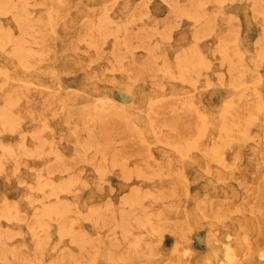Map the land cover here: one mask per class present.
Returning <instances> with one entry per match:
<instances>
[{"label":"rangeland","instance_id":"rangeland-1","mask_svg":"<svg viewBox=\"0 0 264 264\" xmlns=\"http://www.w3.org/2000/svg\"><path fill=\"white\" fill-rule=\"evenodd\" d=\"M12 1L0 0V42L3 41L0 45H3L0 48V111L6 108L9 113L7 116L4 110L0 112V119L4 116V121L0 120V141L6 145L0 144V155L4 154L0 157V167L3 165L0 168V257L3 255L0 264H264V0H220L221 3H217L218 0H210L212 3L209 0H170L175 1L174 4L169 0H35L36 3L24 0L25 4ZM7 2L15 6L23 4L24 10L19 12L22 6L10 4L9 7ZM176 2L178 7L184 6L187 13L194 8L201 17L206 15L196 21L200 15H195L194 9L190 14L195 17H187L181 7L178 11L186 16L176 10L177 13V5L173 6ZM184 2L194 5L186 6ZM6 8L11 9L10 12ZM18 15L23 23L27 16L28 21L32 18L38 22H33L32 28L29 26L32 23L26 22L29 29L25 31L26 25H20ZM229 18H233V25ZM173 19L176 20L172 22ZM170 23H177V27ZM201 24L208 27L202 28ZM228 24L233 26L231 32L225 31L231 26ZM12 30L13 35L24 33L21 36L25 40L19 34L18 37L10 35ZM107 31L111 34L105 36ZM224 32L229 33L226 39ZM129 33L140 39H131ZM125 36L132 44L138 43L146 50L132 46L129 40L128 46ZM20 38L27 42L21 43ZM220 40L227 41V46ZM20 43L23 46L20 45L22 48L18 51ZM116 45L118 51L117 47L114 50ZM125 45L127 49L132 46V52H128ZM11 50L16 51L9 53ZM113 52L119 57L116 55L114 59ZM120 52L126 53L123 56ZM183 54L180 58L186 63H180L187 65L186 70L180 63L176 66L177 61L182 60L178 57ZM195 54H200L199 59ZM204 57V61L201 60ZM199 61L202 64L198 66ZM234 61L240 71L235 74L241 75L237 79V75L232 76L233 71H237L233 69ZM138 62L142 63L138 65ZM189 67L196 72H191ZM233 81L240 83L236 86ZM231 103L236 110L230 107ZM231 113H236L233 117L237 119H232L233 122ZM167 120L172 124L162 123ZM188 122L186 130L183 124ZM228 134L233 138L227 137ZM83 142L95 145L92 143L93 147H89L87 143V148ZM26 145L32 146L30 152ZM111 147L117 148L112 150ZM113 151L118 153L119 158L115 156L118 160L126 159L125 153H129L130 158L117 162ZM101 158L105 165L100 162ZM99 164L106 169H100ZM122 167L131 174L124 173ZM135 170H139L137 175ZM142 172H146V176ZM134 187L137 188L133 190ZM30 196L37 199L32 200ZM120 208L123 213L129 209L127 220L126 214L119 212ZM138 212L141 217L134 216ZM123 221L127 222L123 224ZM124 228L130 232L126 233L128 230ZM5 230L13 233L11 239Z\"/></svg>","mask_w":264,"mask_h":264},{"label":"bare ground","instance_id":"bare-ground-1","mask_svg":"<svg viewBox=\"0 0 264 264\" xmlns=\"http://www.w3.org/2000/svg\"><path fill=\"white\" fill-rule=\"evenodd\" d=\"M9 1H10V0H9ZM11 1H12V0H11ZM14 1H15V0H14ZM14 1H12V2H14ZM19 1H20L21 3H23L24 0H22V1L19 0ZM34 1H35V0H34ZM60 1H61V0H60ZM60 1H58V3H60ZM148 1H149V0H148ZM169 1H170V0H169ZM188 1H189V0H188ZM197 1H199V0H197ZM200 1H201V0H200ZM203 1H205V0H203ZM203 1H202V2H203ZM214 1H215V0H214ZM219 1H220V0H218L217 3H219ZM221 1H222V0H221ZM221 1H220V3H221ZM223 1H225V0H223ZM245 1H246V0H245ZM12 2L10 3L11 5H13ZM25 2H26V0H25ZM25 2H24L23 4H25ZM63 2H64V1H63ZM103 2H104V1H103ZM105 2H106V1H105ZM113 2H114V1H113ZM113 2H112V3H113ZM170 2H173V1H170ZM174 2H175V1H174ZM174 2H173V4H174ZM190 2H191V1H190ZM229 2H230V1H229ZM231 2H232V1H231ZM231 2H230V3H231ZM0 3H1V2H0ZM7 3H8V2H7ZM26 3H28V0H27ZM32 3H33V2H32ZM35 3H36V1H35ZM35 3H34V5H36ZM42 3H43V2H42ZM42 3H41V4H42ZM112 3H111V4H112ZM115 3H116V2H115ZM115 3H113V5H114ZM144 3H146V2H144ZM144 3H142V4L144 5ZM188 3H189V2H188ZM188 3L186 4V3L184 2V4H186V6L188 5ZM192 3H193V2H192ZM198 3H199V2H198ZM209 3H212V2L209 0ZM255 3L257 4V1H255ZM255 3H254V4H255ZM8 4H9V3H8ZM10 4H9V7L11 6ZM14 4H16V3H14ZM18 4H19V3H18ZM23 4H21V6H22ZM39 4H40V2H39ZM103 4H104V3H103ZM111 4H110V5H111ZM146 4H147V3H146ZM173 4H171V5H173ZM178 4H179V3H178ZM203 4H204V3H203ZM203 4H202V5H203ZM256 4L254 5L255 8H256ZM258 4H259V3H258ZM5 5H6V4H5ZM19 5H20V4H19ZM19 5H16V6H19ZM43 5H44V4H43ZM108 5H109V3H108ZM110 5H109V6H110ZM147 5H148V4H147ZM147 5H146V6H147ZM176 5H177V2H176L175 5H173V6L176 7ZM193 5H194V4H193ZM193 5H191V3H190V5H188V6H193ZM199 5H201V4H199ZM13 6H15V5H13ZM13 6H12L11 9H13ZM16 6H15V7H16ZM21 6H19V7H21ZM23 6H25V5H23ZM23 6H22L21 9L19 8L20 10H19V9H16V10H19V12H20V11L24 8ZM27 6H30V3L27 4ZM32 6H33V5H32ZM36 6H40V5H36ZM36 6H35V7H36ZM84 6H85V5H84ZM111 6H112V5H111ZM195 6H197V5L195 4ZM195 6H194V7H195ZM1 7H3V6H1ZM15 7H14V8H15ZM92 7H93V6H92ZM105 7H107V5H106ZM179 7H181L182 9L185 8L184 6H183V7H184V8H183L182 5H180ZM179 7H178V5H177V7H176L177 9H175V12H177L179 9H181V8H179ZM17 8H18V7H17ZM25 8H26V7H25ZM87 8H88V5H87ZM110 8H111V7H110ZM188 8H189V7H188ZM190 8H191V7H190ZM257 8H259L258 5H257ZM3 9H4V8H3ZM6 9H7V8H6ZM11 9H10V10H11ZM88 9H90V7H89ZM91 9H92V8H91ZM105 9H106V8H105ZM105 9H104V10H105ZM107 9H108V8H107ZM107 9H106V10H107ZM182 9H181V10H182ZM186 9H187V7H186ZM193 9H194V8H191L192 11L195 10V11H194V12H196L195 15L199 16V15H200L199 12H197L196 9H194V10H193ZM201 9H202V8H201ZM1 10H2V9L0 8V12H1ZM7 10H9V9H7ZM10 10H9V12H10ZM23 10H24V9H23ZM148 10H149V8H148ZM176 10H177V11H176ZM191 10L189 11V9H188L189 13H187V11L184 9V11H186V14H188L187 17L193 13ZM257 10H258V9H257ZM261 10H263V9H261ZM92 11H93V9H92ZM6 12H7V11H6ZM16 12H18V11H15V13H16ZM41 12H42V11H41ZM178 12H179V11H178ZM178 12H177V13H178ZM190 12H191V14H190ZM13 13H14V12H12V15H14ZM21 13H22V12H21ZM21 13H19V14H21ZM39 13H40V12H39ZM55 13H56V12H55ZM143 13H145V12H143ZM143 13H142V14H143ZM179 13H180V12H179ZM182 13H184V12L182 11L180 14H182ZM197 13H198V14H197ZM203 13H205V12H203ZM203 13H201V14L203 15ZM209 13H210V12H209ZM254 13H255V12H254ZM263 13H264V11H263ZM16 14H17V13H16ZM24 14L27 15L26 12H25ZM24 14H23V15H24ZM30 14L32 15L33 13H30ZM40 14H41V13H40ZM142 14L140 13V16H141ZM145 14H147V13H145ZM172 14H173V13H172ZM180 14H179V15H180ZM214 14H215V12H214ZM3 15H5V14H3ZM23 15H22V17L24 18L25 15H24V16H23ZM37 15H38V14H37ZM104 15H105V14H104ZM182 15H183V14H182ZM184 15H185V13H184ZM195 15L193 14V15H191V16H192V17H193V16L195 17ZM205 15H206V14H205ZM205 15H204L203 17H201V15H200V17H197V18H196V21H199L198 18H204ZM210 15H211V14H210ZM18 16H19V15H18ZM63 16H64V15H63ZM102 16H103V15H102ZM127 16H128V15H127ZM143 16H145V15L143 14ZM175 16H176V15H175ZM185 16H186V15H185ZM255 16H257V15H255ZM12 17H13V16H12ZM37 17H38V16H37ZM37 17H36V18H37ZM39 17H41V16L39 15ZM50 17H51V16H50ZM100 17H101V16H100ZM106 17H107V16H106ZM117 17H118V16H117ZM137 17H139V16L137 15ZM176 17H180V16H176ZM176 17L173 16V18H176ZM192 17H189L188 19H191ZM13 18H15V20H16L17 15H16V17H13ZM19 18H20V16L18 17V20H19ZM209 18H210V17H209ZM20 19H21V18H20ZM27 19H28V16H27V18H26V22H27L28 24H29V22L32 23V24H29V26H30V25H33V22H34V23H35V22H38L37 19H36L37 21H32V20H33L32 18H31L32 20L29 19V21H28ZM39 19H40V18H39ZM229 19H231L230 21L228 20V21L231 23V21L233 20V18H229ZM34 20H35V19H34ZM42 20H43V19H42ZM101 20H102V18H101ZM107 20H108V19H107ZM118 20H119V19H118ZM123 20H124V19H123ZM129 20H131V19H129ZM175 20H176V19H175ZM175 20L173 19L172 22H174ZM178 20H179V18H178ZM207 20H208V19H207ZM24 21H25V18H24ZM43 21H44V20H43ZM43 21L41 22V19L39 20L40 23H43ZM203 21H205V20L203 19ZM236 21H237V20H236ZM238 21H239V20H238ZM20 22H22V24H20V25H22V26L26 25V26L23 28V29L25 30V28L28 27V26H27L28 24H25L26 22L23 23V20H21V21L19 20V23H20ZM103 22H104V21H103ZM169 22H170V21H169ZM177 22H179V21H177ZM201 22H202V21H201ZM263 22H264V20H263ZM1 23H2V26H3V21H2ZM16 23H17V22H16ZM19 23H18V26H19ZM155 23H156V22H155ZM179 23H180V22H179ZM105 24H106V23H105ZM125 24H126V23H124V25H125ZM170 24L173 25V24H175V23H170ZM176 24H177V23H176ZM176 24H175V25H176ZM231 24H232V23H231ZM231 24H228V25H231ZM7 25H8V24H7ZM192 25H193V24H192ZM204 25H206V24H204ZM204 25H203V26H204ZM207 25H208V23H207ZM207 25H206V26H207ZM232 25H233V24H232ZM232 25H231V26H232ZM2 26H1V27H2ZM9 26H10V25H8V27H9ZM35 26H36V25H35ZM100 26H101V25H100ZM106 26H107V24L105 25V27H106ZM168 26H169V25H168ZM200 26H202V24H201ZM200 26H199V28H201ZM203 26H202V28H203ZM206 26L204 27V29H207L208 26H207V27H206ZM231 26H227V27H226L227 30H225V31L227 32L228 29H229V32H231V28H233V26H232V27H231ZM262 26H263V25H262ZM11 27H12V26H11ZM20 27H21V26H20ZM30 27L32 28L33 26H30ZM36 27H37V26H36ZM102 27H103V26H102ZM115 27H116V26H115ZM123 27H124V26H123ZM125 27H126V26H125ZM138 27H139V26H138ZM148 27H149V26H148ZM154 27H155V26H154ZM176 27H177V25H176ZM228 27H230V28H228ZM238 27H239V26H238ZM2 28L4 29V27H2ZM5 28H7V27L5 26ZM97 28H98V27H97ZM110 28H111V27H110ZM116 28H117V27H116ZM140 28H141V27H140ZM152 28H153V27H152ZM174 28H175V27H174ZM197 28H198V27H197ZM210 28H211V27L209 26V29H210ZM263 28H264V26H263ZM0 29H1V28H0ZM3 29H2V30H3ZM11 29H12V28H11ZM11 29H10V30H11ZM18 29H20V28L18 27ZM21 29H22V28H21ZM21 29H20V30H21ZM23 29H22V30H23ZM28 29H29V28H27L25 31H28ZM102 29H103V28H102ZM125 29H126V28H125ZM148 29H150V28H148ZM148 29H146V30H148ZM154 29H155V28H154ZM204 29H203V31H204ZM236 29H237V28H236ZM238 29H239V28H238ZM261 29H262V27H261ZM6 30L8 31L9 28H7ZM20 30H19V31H20ZM99 30H100V29H99ZM111 30H112V29H111ZM142 30H143V28H142ZM146 30H145V32H146ZM159 30H160V29H159ZM198 30H200V29H198ZM19 31H18V32H19ZM100 31H101V30H100ZM100 31H98V32H100ZM103 31H104V29H103ZM109 31H110V30H109ZM109 31H107L108 33L105 34V36H106V35L108 36V34L111 32V31H110V32H109ZM115 31H116V30H115ZM126 31H128V29H126ZM192 31H193V30H192ZM203 31H202V32H203ZM208 31H209V30H208ZM208 31H207V32H208ZM235 31H236V30H235ZM261 31H262V30H261ZM20 32H21V31H20ZM40 32H41V31H40ZM143 32H144V31H143ZM154 32H155V31H154ZM195 32H197V31H195ZM195 32H194V33H195ZM200 32H201V31H200ZM205 32H206V31H205ZM209 32H210V31H209ZM209 32H208V33H209ZM233 32H234V29H233ZM4 33H5V32H3V34H4ZM7 33H8V32H6V35L9 34V33H8V34H7ZM11 33H12V34H11ZM11 33H10V35H12V36L16 35V36L18 37V34H19V33H16V34L13 35V30L11 31ZM100 33L103 34L104 32H100ZM112 33H114V32H112ZM138 33H139V32H138ZM149 33H151V32H149ZM198 33H199V31H198ZM198 33H196V34H198ZM224 33H225V32H224ZM236 33H237V32H236ZM236 33H235V35H236ZM22 34H24V33H22ZM22 34H19V36H21ZM33 34H35V33H33ZM87 34H88V33H87ZM110 34H111V33H110ZM110 34H109V35H110ZM114 34H115V33H114ZM129 34H130V33H129ZM156 34H157V31H156ZM156 34H154V35H156ZM161 34H162V32H161ZM196 34H195V35H196ZM199 34H200V33H199ZM199 34H198V37H199V36L201 37V35H199ZM206 34H207V33H206ZM225 34H227V33H225ZM228 34H229V33H228ZM228 34L225 35V38H224V39L227 38ZM237 34H238V33H237ZM27 35H28V34H27ZM29 35H30V34H29ZM112 35H113V34H112ZM130 35H132V34H130ZM150 35H151V34H150ZM193 35H194V34H193ZM195 35H194V36H195ZM202 35L205 36V33L202 34ZM207 35H208V34H207ZM207 35H206V36H207ZM209 35H210V34H209ZM209 35H208V36H209ZM30 36H31V35H30ZM102 36H103V35H102ZM105 36H104V37H105ZM126 36L128 37V33L126 34ZM126 36H125V38L127 39V45H128V46H129V44L131 43V39L134 38V40H135L136 38H138V37H136V36L134 37V36L132 35V38L129 37V38H131V39L129 40ZM152 36H153V33H152ZM161 36H162V35H161ZM196 36H197V35H196ZM204 36H203V38H204ZM217 36H219V38H220V35H217ZM222 36H224V35H221V37H222ZM236 36H237V35H236ZM263 36H264V35H263ZM1 37H2V36H1ZM3 37H4V36H3ZM3 37H2V38H3ZM9 37H10V36H7V39H9V40L12 39V37H11V38H9ZM22 37H23V36H21V38H22ZM31 37H32V36H31ZM35 37H36V36H35ZM88 37H89V35H88ZM113 37H117V36H113ZM143 37H144V36H143ZM198 37H197V39H198ZM229 37H230V35H229ZM21 38H20V40H18V41H21ZM37 38H38V37H37ZM39 38H40V36H39ZM125 38H124V39H125ZM148 38H150V37H147V39H148ZM159 38H160V37H159ZM191 38H192V37H191ZM194 38H195V37H194ZM235 38H236V37H235ZM256 38H257V37H256ZM259 38H260V37H259ZM259 38H258V39H259ZM16 39H17V38H16ZM16 39H15V40H16ZM23 39L25 40L24 37H23ZM92 39H93V38H92ZM101 39H102V38H101ZM103 39H104V38H103ZM126 39H125V40H126ZM139 39H140V38H138V39H136V40H139ZM141 39H142V37H141ZM144 39H146V37H144ZM144 39H143V40H144ZM200 39H201V38H200ZM217 39H218V37H217ZM220 39H221V38H220ZM224 39H223V40H224ZM229 39H230V38H228V40H229ZM258 39H256V40H258ZM0 40H1V38H0ZM13 40H14V39H13ZM13 40H12V41H13ZM26 40H27V39H26ZM116 40L118 41V39H116ZM116 40H115V41H116ZM125 40H124V41H125ZM128 40H129L130 43L128 42ZM143 40H142V41H143ZM218 40H219V39H218ZM5 41H7L6 38H5ZM112 41H114V40H112ZM112 41H111V42H112ZM142 41H141V42H142ZM220 41H222V40H220ZM230 41H232V39H230ZM260 41H261V40H260ZM1 42H3V41H1ZM1 42H0V45H1ZM14 42H15V41H13V43H14ZM26 42H27V41H26ZM26 42H25V41H23V42L21 41V43H26ZM101 42H102V41H101ZM125 42H126V41H125ZM136 42H139V41H136ZM226 42H227V41H226ZM226 42H225V41H224V42L222 41V43H224V44H222V43H221V44L225 47V46H227V45L225 44ZM253 42H254V41H253ZM263 42H264V41H263ZM5 43H6V42H5ZM21 43H20V44H17V45H19V46L15 45V46L19 47L18 51H20V47H21L20 45H22ZM113 43H115V42H113ZM118 43H119V42H118ZM118 43L116 42V44H118ZM128 43H129V44H128ZM139 43H140V42H139ZM158 43H159V42H158ZM231 43H233V42H231ZM231 43H229V44H231ZM2 44H3V43H2ZM111 44H112V43H111ZM122 44H123V43H122ZM143 44H145L144 41H143ZM208 44H209V43H208ZM214 44H215V43H214ZM217 44H218V43H217ZM255 44H256V43H255ZM258 44H259V42H258ZM263 44H264V43H263ZM6 45H7V44H6ZM6 45H5V46H6ZM12 45H13V44H12ZM24 45H25V44H24ZM112 45H113V44H112ZM127 45H125V49H127V48H126ZM131 45L133 46V45H135V44H132V43H131ZM137 45H138V43H136L135 46H137ZM139 45H140V44H139ZM139 45H138V46H139ZM147 45H148V44H147ZM147 45H146V47H148ZM215 45H216V44H215ZM22 46H23V45H22ZM132 46H131V47H132ZM138 46H137V47H138ZM196 46H197V45H196ZM218 46H219V44H218ZM263 46H264V45H263ZM13 47H14V45H13ZM25 47H26V46H25ZM112 47H113V46H112ZM116 47H117V49H116ZM131 47H129V48L131 49ZM139 47H140V46H139ZM150 47H151V46H150ZM219 47H220V46H219ZM0 48H3V45H2V47L0 46ZM11 48H12V47H11ZM21 48H22V47H21ZM140 48H142V47H140ZM192 48H194V46H193ZM213 48H214V47H213ZM220 48H221V47H220ZM220 48H219V49H220ZM15 49H16V47H15ZM27 49H28V50H27ZM115 49H116L117 51L119 50V48H118L117 45L115 46L114 50H115ZM130 49H127V50H129L128 52H132ZM136 49H137V48H136ZM142 49H145V50H146V48H142ZM190 49H191V48H190ZM228 49H229V48H228ZM13 50H14V49H13ZM21 50H22V49H21ZM24 50H25V49H24ZM26 50L29 51V48L26 47ZM43 50H44V49H43ZM150 50H151V48H150ZM183 50H184V49H183ZM192 50H193V49H191L190 51H192ZM223 50H224V49H223ZM226 50H227V49H225L224 51H226ZM231 50H232V49H231ZM15 51H16V50H15ZM15 51H12V50H11V52H9V53H12V52L14 53ZM60 51H61V50H60ZM109 51H112V49L109 50ZM188 51H189V49H188ZM195 51H196V50H194V52H195ZM224 51H223V53L225 54ZM253 51H254V49H253ZM259 51H260V50H259ZM31 52H32V50H31ZM148 52H149V47H148ZM178 52H179V51H178ZM178 52H177V54H178ZM184 52H185V51H184ZM184 52H183V53H184ZM194 52H193V53H194ZM196 52L198 53L199 51H196ZM216 52H217V50H216ZM229 52H230V51H229ZM232 52H233V51H232ZM42 53H43V52H42ZM116 53H117V52H116ZM121 53H122V52H120V54H121ZM123 53H124V52H123ZM123 53H122V54H123ZM125 53H126V52H125ZM125 53H124V54H125ZM185 53H186V52H185ZM188 53H189V52H188ZM190 53H191V52H190ZM197 53H196V54H197ZM200 53H201V52H200ZM211 53H212V49H211ZM218 53H219V50H218ZM230 53H231V52H230ZM21 54H22V53H21ZM23 54H24V53H23ZM46 54H47V53H46ZM97 54H98V53H97ZM97 54H96V55H97ZM99 54H101V53L99 52ZM111 54L114 55L113 58L115 59L117 54L115 55V52H113V53H111ZM118 54H119V53H118ZM122 54H121V55H122ZM124 54H123V56H124ZM133 54H134V52H133ZM133 54H132V55H133ZM180 54H181V53H180ZM196 54H195V55H196ZM220 54H221V52H220ZM224 54H222V55H224ZM232 54H233V53H232ZM236 54H237V52H236ZM257 54H258V53H257ZM259 54H260V53H259ZM195 55H194V56H195ZM199 55H200V54H199ZM199 55H196V56H198V59H199ZM212 55H213V54H212ZM233 55H234V54H233ZM237 55H238V54H237ZM262 55H263V54H262ZM152 56H153V55H152ZM158 56H159V55H158ZM177 56H178V55H177ZM182 56H184V54L181 55V56H179L178 58H180V57H182ZM187 56L189 57L190 55L188 54ZM225 56H226V55H225ZM228 56H230V55H228ZM231 56H232V55H231ZM260 56H261V54L259 55V57H260ZM18 57L21 58V56H19V55H18ZM99 57H100V56H99ZM117 57H119V56L117 55ZM190 57H191V56H190ZM200 57L202 58V56H200ZM213 57H214V55H213ZM261 57H262V56H261ZM25 58H26V57H25ZM143 58H145V57H143ZM174 58H175V57H174ZM182 58H183V57H182ZM182 58H180V59H182ZM226 58H228V57H226ZM262 58H264V57H262ZM22 59H23V57H22ZM117 59H118V58H117ZM123 59H124V58H123ZM132 59H133V58H132ZM132 59H131V60H132ZM149 59H150V58H149ZM204 59H205V57H204L203 59H201V60L204 61ZM220 59H223V58H220ZM228 59H229V58H228ZM228 59H227V60H228ZM239 59H240V58H239ZM19 60H20V59H19ZM25 60H26V59H25ZM25 60H24V61H25ZM30 60H31V59H30ZM42 60H43V59H42ZM110 60H111V59H109L108 61H110ZM141 60H142V59H140V61H141ZM145 60H146V59H145ZM224 60H225V58H224ZM224 60H223V61H224ZM229 60H231V59H229ZM255 60H256V59H253V61H255ZM20 61H21V60H20ZM146 61H147V60H146ZM181 61H182V62L184 61V63H186L185 60L182 59V60H180V61H177L176 66H177V64L180 63ZM232 61H233V60H232ZM259 61H260V60H259ZM40 62H41V60H40ZM142 62H143V61H142ZM142 62H138V65H139V63H142ZM144 62H145V61H144ZM149 62H150V61H149ZM164 62H165V61H164ZM199 62H200V61H199ZM209 62H210V61H209ZM228 62H229V61H228ZM119 63H120V62H119ZM121 63H122V62H121ZM205 63H206V62H205ZM219 63H220V62H219ZM219 63H218V66H219ZM232 63H233V65H234V64L237 63V62L234 61V62H232ZM257 63H258V62H257ZM260 63H261V62H260ZM132 64H133V60H132ZM151 64H152V63H151ZM187 64H188V62H187ZM190 64H191V63H190ZM201 64H202V62H200V63L198 64V66L201 65ZM223 64H224V63H223ZM240 64H241V63H240ZM165 65H166V63H165ZM180 65L182 66L183 64L180 63L179 66H180ZM185 65H186V64H184L183 67H184ZM192 65H193V64H192ZM228 65H229V64H228ZM255 65H256V61H255ZM258 65H259V63H258ZM258 65H257V66H258ZM112 66H113V65H112ZM117 66H118V65H117ZM162 66H163V65H162ZM181 66H180V67H181ZM186 66H187V65H186ZM186 66H185V68H184L185 70H186ZM190 66H191V65H190ZM198 66H196V67L198 68ZM230 66H231V65H230ZM230 66H229V67H230ZM234 66H236V65H234ZM239 66H240V65H239ZM114 67H115V66H114ZM157 67H159V66H157ZM163 67H165V66H163ZM180 67H179V68H180ZM196 67H192V69H193V68H196ZM244 67H246V66L244 65ZM166 68L168 69V65H167ZM177 68H178V67H177ZM190 68H191V67H189V69H190ZM197 68H196V69H197ZM204 68H205V67H204ZM230 68L232 69L233 67H230ZM236 68H238V67L236 66V67H234L233 69L235 70ZM246 68H247V67H246ZM108 69H109V67H108ZM119 69H120V68H119ZM161 69H162V68H161ZM170 69H171V68H170ZM233 69H232V71H233ZM243 69H244V68H243ZM110 70H111V69H110ZM113 70H114V69H113ZM162 70H166V69H162ZM176 70H177V69H176ZM176 70H174V71H176ZM198 70H199V68H198ZM198 70H197V73L199 74ZM236 70H237V71H233L234 73L231 72V71H230V72L233 73L232 76H233V75H235V76L237 75V77H236V79H237V78H238L239 76H241V75L238 76V74H235V73H237V72H238V73L240 72V71H238V69H236ZM260 70H261V69H260ZM133 71H134V72L136 71L135 68H134ZM137 71H138V70H137ZM167 71H168V70H167ZM178 71H179V73H180L181 70H178ZM178 71H177V73H178ZM190 71H191V69H190ZM192 71H193V70H192ZM192 71H191V72H192ZM220 71H221V70H220ZM244 71H246V69H245ZM244 71H243V72H244ZM247 71H248V70H247ZM131 72H132V71H131ZM162 72H163V71H162ZM182 72H183V70H182ZM182 72H181V73H182ZM193 72H194V71H193ZM195 72H196V71H195ZM195 72H194V73H195ZM227 72H228V70H227ZM230 72H229V74H230ZM168 73H169V72H168ZM177 73H176V74H177ZM186 73H187V72H186ZM188 73H189V72H188ZM241 73H242V71H241ZM241 73H240V74H241ZM244 73H245V72H244ZM252 73L254 74V72H252ZM213 74H214V72H213ZM257 74H258V73H257ZM259 74H260V73H259ZM133 75H134V74H133ZM170 75H172V73H171ZM173 75H174V73H173ZM173 75H172V78H173ZM203 75H204V74H203ZM206 75H207V74H206ZM217 75H218V77H217V81H218V79H219V74H217ZM217 75H216V76H217ZM178 76H180V74H179ZM178 76H177V77H178ZM183 76H184V73H183ZM183 76H180V78L183 77ZM196 76H197V75H196ZM204 76H205V75H204ZM220 76H221V74H220ZM229 76H230V75H229ZM229 76H228V77H229ZM232 76H230V77H231V80H232V78L234 79V77H232ZM207 77H208V76H207ZM253 77H257V75H256V76L253 75ZM110 78H111V77H110ZM174 78H175V77H174ZM174 78H173V79H174ZM220 78H221V77H220ZM113 79H114V78H113ZM168 79H170V77H169ZM178 79H179V78H178ZM227 79H228V78H227ZM236 79H235V80H236ZM182 80H183V79H182ZM205 80H206V79H205ZM228 80H229V79H228ZM210 81H211V80H210ZM219 81H220V79H219ZM160 82H161V81H160ZM189 82H190V81H189ZM222 82H223V79H222ZM228 82H229V81H227V84H228ZM231 82H232V81H231ZM233 82H234V84H235V81H233ZM158 83H159V82H158ZM161 83H162V82H161ZM204 83H205V81H204ZM229 83H230V82H229ZM239 83H240V81H239ZM239 83L237 82V84H235V85L237 86V85H239ZM162 84H163V83H162ZM206 84H207V83H206ZM206 84H205V86H207ZM231 84H232V83H231ZM231 84H230V85H231ZM234 84H233V85H234ZM155 85H156V87H157V85H158L157 82H156ZM191 85H192V84H191ZM209 85H210V84H209ZM209 85H208V86H209ZM221 85H222V84H221ZM235 85H234V86H235ZM161 86H162V85H161ZM164 86H165V85H164ZM227 86H229V85H227ZM248 86H250V85H248ZM193 87H195V86H193ZM0 88H2V87H0ZM159 88H161V87H159ZM193 89H194V88H193ZM247 91H248V90H247ZM246 93H247V92H246ZM244 94H245V93H244ZM248 94H249V93H248ZM248 94H247V95H248ZM250 94H251V92H250ZM242 95H243V94H242ZM245 95H246V94H245ZM251 96H252V95H251ZM243 97H244V96H243ZM8 99H9V98H8ZM178 99H179V98H178ZM233 99H234V98H233ZM10 100H11V99H10ZM17 100H18V99H17ZM236 100H237V99H236ZM241 100H243V99H241ZM5 101H7V99H6ZM14 101H15V100H14ZM243 101H244V100H243ZM243 101H242V102H243ZM245 101H246V100H245ZM249 101H250V100H249ZM8 102H9V101H8ZM11 102H12V100L9 102V104H10ZM17 102H18V101H16V103H17ZM104 102H105V101H104ZM94 103H95V102H94ZM94 103H93V105H95ZM100 103H101V102H100ZM198 103H199V102H198ZM243 103H244V102H243ZM243 103H242V104H243ZM14 104H15V102H14ZM61 105H62V104H61ZM229 105H230V104H229ZM102 106H103V105H102ZM172 106H174V103H173ZM172 106H171V107H172ZM232 106H233V105H232V103H231V106H230V107H231V108H234V107H232ZM240 106H241V104H240ZM243 106H244V105H243ZM168 107H169V105H168ZM95 108H96V106H95ZM100 108H101V107H100ZM174 108H175V107H174ZM250 108H251V106H250ZM96 109H97V108H96ZM102 109H103V108H102ZM172 109H173V107H172ZM234 109H235V108H234ZM1 110H2V111H0V112H3V110H4V113H7V112H8V110L5 111L6 108H5V109H4V108H3V109L1 108ZM235 110H236V109H235ZM244 110H245V109H244ZM244 110H243V112H244ZM180 111H181V110H180ZM223 111H224V110H223ZM232 111H233V109H232ZM246 111H248V110H246ZM249 111L252 113V115H254V112H252L251 109H249ZM173 112H174V111H173ZM236 112H237V111H236ZM4 113H3V115H4ZM229 113H230V112H229ZM248 113H249V112H248ZM251 113H250V114H251ZM0 114H1V113H0ZM8 114H9V113H7V116H8ZM235 114H236V113H235ZM235 114L232 115V113H231L232 117L235 116ZM238 114H239V113H238ZM238 114H237V115H238ZM241 114L243 115L244 113H241ZM250 114H249V115H250ZM229 115H230V114H229ZM231 115H230V116H231ZM242 115H239V116H240V117H244V116H242ZM7 116H6V117H7ZM10 116H11V114H10ZM239 116H237L238 119H240ZM3 117H4V116H2V118H3ZM12 117H13V116H11V118H12ZM176 117H177V116H176ZM2 118L0 119L1 121L3 120ZM18 118H19V117H18ZM67 118H68V117H67ZM234 118H235V117L231 118V121H232V119H234ZM5 119H6V118H5ZM7 119H10V117L7 118ZM7 119H6V120H7ZM12 119H13V118H12ZM12 119H11V120H12ZM14 119L16 120L17 117H15ZM33 119H34V118H33ZM172 119H173V118H171L170 120H172ZM175 119H176V118H175ZM235 119H237V118H235ZM6 120H5V121H6ZM82 120H83V119H82ZM161 120H162V119H161ZM164 120H165V118H164ZM3 121H4V120H3ZM8 121H9V120H8ZM16 121H17V120H16ZM172 121H173V120H172ZM174 121H175V120H174ZM174 121H173V123H174ZM9 122H10V121H9ZM82 122H83V121H82ZM82 122H81V123H82ZM100 122H101V121H100ZM167 122L170 123V124H172V122H171V121L169 122L168 120L165 121V122L162 121V123H167ZM186 122H187V121H186ZM232 122H233V121H232ZM235 122H236V120L234 121V123H235ZM13 123L16 124L17 122H13ZM64 123H65V121H64ZM168 123H167V124H168ZM237 123L239 124L238 121H237ZM10 124H12V123H10ZM65 124H67V123H65ZM83 124H85V123H83ZM188 124H189V122H188L186 125L183 124L184 127H186V130H187L188 126H189ZM238 124H237L236 127H238ZM2 125H4V123H3ZM47 125H49V124H47ZM85 125H86V124H85ZM85 125H84V126H85ZM154 125H155V124H154ZM175 125H176V124H175ZM233 125H234V124H233ZM235 125H236V123H235ZM13 126H14V125H13ZM93 126H94V123H93ZM93 126H92V127H93ZM171 126H173V125H171ZM177 126H178V125H177ZM240 126H242V125H240ZM86 127H87V129H88V125H87ZM98 127H99V126H98ZM180 127H181V126H180ZM180 127H179V128H180ZM182 127H183V126H182ZM15 128H16V127H14V130H15ZM90 128H91V125H90ZM90 128H89V129H90ZM171 128H172V127H171ZM174 128H176V127H174ZM174 128H173V129H174ZM190 128H191V126L189 127V131H191V129H192V128H191V129H190ZM229 128H230V127H229ZM238 128H239V127H238ZM230 129H231V128H230ZM189 131H187V132H189ZM227 131H228V130H227ZM233 131H234V130H233ZM236 131H237V130H236ZM37 132H39V130H38ZM87 132H89V131L87 130ZM115 132H116V130H115ZM192 132H193V131H192ZM237 132H239V131H237ZM241 132H242V131H241ZM16 133H17V132H16ZM32 133H33V132H32ZM32 133H31L30 135H32ZM35 133H36V130H35ZM40 133H41V132H40ZM93 133H94V136H96V135H95V132H93ZM242 133H243V132H242ZM33 134H34V133H33ZM36 134H37V133H36ZM36 134H34V135L36 136ZM91 134H92V133H91ZM190 134H192V133H190ZM87 135H88V134H87ZM119 135H120V134H119ZM228 135H229V136H227V135H225V136H227V137H232V136H230V134H228ZM89 136H90V134H89ZM89 136H87L86 138L88 139ZM193 136H194V133H193ZM221 136H222V135H221ZM24 138H25V137H24ZM94 138H95V137H94ZM221 138H222V137H221ZM232 138H233V137H232ZM60 139H61V138H60ZM95 139H97V137H96ZM35 140H36V139H35ZM37 140H38V139H37ZM84 140L86 141L85 138H84ZM91 140H93V139H91ZM195 140H196V139H195ZM21 141H22V140H21ZM24 141H25V139H24ZM24 141H22L23 144H24ZM40 141H41V140H40ZM40 141H39V142H40ZM82 141H83V140H81V143H82ZM87 141L90 142V140H87ZM97 141H98V140H97ZM110 141H113V140H110ZM121 141H123V140H121ZM5 142H6V141H5ZM39 142H38V143H39ZM41 142L44 143L45 141L43 140V141H41ZM41 142H40V143H41ZM94 142H95V141H94ZM94 142H91V143H88V142H87V143L90 144V145H88L87 143H84V142H83V143H84V145L86 144V147L88 148V146L90 147V146L92 145V143L95 145L96 142H95V143H94ZM98 142H99V141H98ZM101 142L103 143V141H101ZM101 142H100V143H101ZM118 142H119V141H118ZM123 142H124V141H123ZM123 142H122V143H123ZM43 143H42V144H43ZM81 143H80V144H81ZM102 143H101V144H102ZM109 143H111V142H109ZM109 143H107V146H108ZM113 143H114V142H113ZM184 143H185V142H184ZM187 143H189V141H188ZM0 144H2L1 141H0ZM6 144H7V143H6ZM25 144H26V143H25ZM42 144H41V145L39 144V145L42 146ZM96 144H98V143H96ZM104 144H105V142H104ZM104 144H102V145H104ZM226 144H227V143H226ZM2 145H5V144H2ZM8 145H10V144H8ZM8 145H7V147H8ZM20 145H21V144H20ZM44 145H45V144H44ZM44 145H43L42 147H44ZM87 145H88V146H87ZM98 145H99V144H98ZM111 145H112V144H111ZM204 145H205V144H204ZM5 146H6V145H5ZM11 146H12V145H11ZM26 146H27V145H26ZM50 146H51V145H50ZM100 146H101V145H100ZM112 146H113V145H112ZM7 147H6V148H7ZM29 147H32V146H27V148L29 149V152H30V148H29ZM35 147L42 148V147H39V146H35ZM91 147H93V146H91ZM210 147H211V146H210ZM38 148H37V149H38ZM87 148H86V149H87ZM95 148H96V146H95ZM111 148H112V147H111ZM115 148H117V147H115ZM115 148H112V150H115ZM212 148L215 149V148H217V147H216V146H213ZM212 148H211V149H212ZM3 149H4V148H3ZM10 149H11V148H10ZM54 149H55V148H54ZM101 149H102V147H101ZM101 149H100V150H101ZM214 149H213V150H214ZM219 149H220V147H219ZM88 150H89V149H88ZM204 150H205V149H204ZM204 150H203V151H204ZM27 151H28V150H27ZM27 151L25 150L24 153L27 154ZM34 151H35V150L32 149L31 153H33ZM85 151H86V150H85ZM95 151H96V150H95ZM97 151H98V148H97ZM97 151H96V152H97ZM116 151H118V150H116ZM217 151H219V150H217ZM11 152H12V151H11ZM22 152H23V151H22ZM49 152H50V151H49ZM113 152H114V151H113ZM92 153H93V151L91 152L90 155H92ZM101 153L103 154L104 151L102 152V150H101ZM121 153L123 154V152H121ZM37 154H38V153H37ZM48 154H50V153H48ZM94 154H96V153L94 152ZM102 154H101V155H102ZM109 154H110V153H109ZM113 154H114V155H113ZM119 154H120V152H119ZM128 154H129V153H128ZM128 154L125 153V154H123V155H127L126 157H127V158H130V157H128V156H130V155H128ZM137 154H139V152L136 153V155H137ZM143 154H144V153H143ZM1 155L4 156L3 153H2ZM1 155H0V157H1ZM31 155L33 156V154H31ZM104 155H105V153H104ZM110 155H111V154H110ZM112 155L114 156L113 159H114V158L117 159V157H118V156H117L118 153H117V155H116L115 152H114V153H112ZM28 156H29V155H28ZM95 156H96V155H95ZM115 156H117V157H115ZM119 156H120V155H119ZM132 156H134V155H132ZM16 157H17V156H16ZM101 157H103V156H101ZM1 158H2V157H1ZM92 158H95V157H92ZM103 158H105V157H103ZM118 158H119V157H118ZM120 158H121V156H120ZM124 158H125V157H124ZM124 158L122 157V160H123ZM127 158L124 159V160H127ZM13 159H14V158H13ZM111 159H112V158H110L109 160H111ZM113 159H112V160H113ZM14 160L16 161V159H14ZM102 160H103V159L101 158V161H100V162H102ZM104 160L106 161V158H105ZM104 160H103V161H104ZM117 160H118V159H117ZM120 160H121V159H119L117 162H119ZM122 160H121V161H122ZM15 161H14V162H15ZM97 161H98V160H97ZM113 161H115V160H113ZM87 162H88V161H87ZM98 162H99V161H98ZM108 162H109V164H110V163H111V164L113 163V162H110V161H108ZM219 162H220V161H219ZM102 163L104 164V162H102ZM0 164H1V163H0ZM105 164H106V163H105ZM105 164H104V165H105ZM114 164H115V163H114ZM114 164H112V165H114ZM126 164H127V163H126ZM99 165H100V169H103V168H101V167H104V166L101 165V164H99ZM2 166H3V165H2ZM2 166H1V167H2ZM13 166H15V165H13ZM109 166H110V165H109ZM116 166H117V165H116ZM136 166H137V165H136ZM230 166H231V165H230ZM1 167H0V168H1ZM15 167H17V166H15ZM15 167H14L13 170H15ZM58 167H59V166H58ZM58 167H57V168H58ZM105 167H106V166H105ZM111 167H112V166H111ZM140 167H141V166H140ZM140 167H139V170H140V171H143L142 168L140 169ZM154 167H155V166H154ZM156 167H157V166H156ZM57 168H56V169H57ZM122 168H123V167H122ZM129 168H130V167H129ZM134 168H135V165H134ZM137 168H138V166H137ZM157 168H158V167H157ZM18 169H19V168H18ZM30 169H31V168H30ZM32 169H34V168L32 167ZM32 169H31V170H32ZM97 169H98V168H97ZM105 169H106V168H105ZM105 169H103V171H104ZM123 169H124V168H123ZM166 169H167V168H166ZM139 170H138V171H139ZM158 170H159V169H158ZM167 170H168V169H167ZM167 170H165V171L167 172ZM15 171H17V169H16ZM124 171H125V169H124ZM129 171H130V170H129ZM129 171H125L124 173L127 172V174H131V171H130V173H128ZM135 171L137 172V173L135 172V173H136L135 175H137V174H138V171H137V170H135ZM150 171H152V170H150ZM150 171H149V172H150ZM154 171L156 172V169H155ZM172 171H173V170H172ZM53 172H54V170H53ZM143 172H144V171H143ZM143 172H142V174H145V173H146V172H145V173H143ZM161 172H162V171H161ZM124 173H123V174H124ZM140 173H141V172H139V174H140ZM156 173H158V172H156ZM162 173H163V172H162ZM162 173H161V174H162ZM51 174H52V173H50V175H51ZM127 174H126V175H127ZM149 174H151V173H149ZM167 174H169V173L167 172ZM171 174H172V173H171ZM177 174H178V172H177ZM74 175H75V174H74ZM101 176H102V175H101ZM127 176H128V175H127ZM129 176H130V175H129ZM129 176H128V177H129ZM145 176H146V174H145ZM147 176H149V175H147ZM153 176H154V175H153ZM159 176H160V175H159ZM167 176H168V175H167ZM38 177H39V176H38ZM120 177H121V176H120ZM124 177L126 178V176H124ZM128 177H127V178H128ZM186 177H187V176H186ZM75 178H76V177H74V179H73L74 181H75ZM146 178H148V177H146ZM146 178H145V179H146ZM7 179H8V178H7ZM38 179H39V178H38ZM77 179H78V178H77ZM149 179H150V178H149ZM22 180H23V179H22ZM24 180H25V178H24ZM63 180H64V179H63ZM63 180H62V181H63ZM101 180H102V178H101ZM124 180H125V179H124ZM18 181H19V179H18ZM25 181H26V180H25ZM25 181H24V182H25ZM44 181H45V180H44ZM65 181H66V180H65ZM106 181H108V180H106ZM8 182H9V181H8ZM29 182H30V181H29ZM42 182H43V181H42ZM71 182H72V181H71ZM108 182H109V181H108ZM19 183H21V182H19ZM51 183H53V182L51 181ZM102 183H104V182L102 181ZM106 183H107V182H106ZM22 184H23V183H22ZM47 184L49 185L50 183H47ZM54 184H55V183H54ZM60 184H61V183H60ZM63 184H64V183H63ZM45 185H46V183H45ZM51 185H52V184H51ZM61 185H62V184H61ZM97 185H98V184H97ZM42 186H43V185H42ZM53 186H54V185H53ZM64 186H65V185H64ZM85 186H86V185H85ZM87 186H89V185H87ZM87 186H86V187H87ZM60 187H62V186H60ZM86 187H85V188H86ZM101 187H102V186H101ZM111 187H112V186H110L109 189H111ZM146 187H147V186H146ZM62 188H63V187H62ZM96 188H97V187H96ZM135 188H137V187H134L133 190H135ZM156 188H157V187H156ZM165 188H166V187H165ZM41 189L43 190V188H41ZM148 189H149V188H148ZM65 190H66V189H65ZM137 190H138V189H137ZM144 190H146V189H144ZM63 191H64V189H63ZM97 191H98V189H97ZM101 191H102V189H101ZM149 191H150V190H149ZM109 192H110V191H109ZM134 192H136V191H134ZM137 192H138V191H137ZM152 192H154V191H152ZM110 193H111V192H110ZM130 193L132 194L133 192L130 191ZM130 193H128V196H130V195H129ZM139 193L141 194V192H139ZM139 193H138V194H139ZM154 193H155V192H154ZM47 194H48V193H47ZM57 194H58V193H57ZM136 194H137V193H136ZM138 194H137V196H138ZM148 194H149V193H148ZM148 194L146 193V195H148ZM151 194H153V193H151ZM155 194H156V193H155ZM155 194H154V197H155ZM53 195H54V194H53ZM53 195H52V196H53ZM123 195H124V194H123ZM142 195H143V197H144V194H142ZM146 195H145V197H146ZM124 196H125V195H124ZM124 196H123V197H124ZM128 196H127V200L130 199V198H128ZM151 196H152V195H151ZM160 196H162V195H160ZM24 197H25L26 199L29 198V197L27 198L26 196H24ZM131 197H132V196H131ZM141 197H142V196H141ZM141 197H140V198H141ZM7 198H8V197H7ZM30 198H31V196H30ZM44 198H45V197H44ZM121 198H122V197H121ZM121 198H120V199H121ZM140 198H139V199H140ZM152 198H153V197H152ZM5 199H6V198H5ZM31 199L33 200V199H37V198H31ZM41 199H42V198H41ZM94 199H95V198H94ZM103 199H104V198H103ZM139 199H138V200H139ZM143 199H144V198H141V200H143ZM29 200H30V199H29ZM32 200H31V201H32ZM56 200H57V198H56ZM125 200H126V199H125ZM136 200H137V199H136ZM136 200H134V201H136ZM3 201H4V199H3ZM35 201H36V200H35ZM108 201H109V199H108ZM110 201H111V200H110ZM123 201H124V200H123ZM128 201H129V200H128ZM152 201H153V200H152ZM6 202H7V201H6ZM29 202H30V201H29ZM58 202H59V201H58ZM124 202H125V201H124ZM130 202H131V201H130ZM137 202H139V201H137ZM16 203H17V202H16ZM99 203H100V202H99ZM108 203H109V202H108ZM108 203H107V204H108ZM126 203H128L127 205H129V202L126 201ZM119 204H121V203H119ZM130 205H131V203H130ZM104 206H105V205H104ZM263 206H264V204H263ZM5 207H6V206H5ZM54 207H55V206H54ZM54 207H52V208H54ZM94 207H95V206H94ZM101 207H102V206H101ZM106 207H108V206H106ZM129 207H130V206H129ZM38 208H39V207H38ZM52 208H51V209H52ZM98 208H99V207H98ZM102 208H103V207H102ZM132 208H133V207H131L130 209H132ZM147 208H149V207H147ZM184 208H185V207H184ZM9 209H12V208H9ZM46 209H47V208H46ZM54 209H55V208H54ZM56 209H57V207H56ZM89 209H90V208H89ZM91 209L93 210L94 208L91 207ZM136 209H138V208H136ZM256 209H257V208H256ZM42 210H44V209H42ZM94 210H95V209H94ZM123 210H124V209H122V211H123ZM10 211H11V210H8V212H10ZM127 211H128V213H129V209H128ZM127 211L125 210V212L123 213V212H121V208H120V211H119V212H121V213H123V215H125V214L127 213ZM140 211H141V210H140ZM8 212H6V213H8ZM103 212H105V211H103ZM110 212H111V211H110ZM130 212H134V211L131 210ZM250 212H251V210H250ZM4 213H5V212H4ZM105 213H106V212H105ZM111 213H112V212H111ZM121 213H120V214H121ZM134 213H135V212H134ZM144 213H145V212H144ZM149 213H150V212H149ZM252 213H253V212H252ZM0 214H1V213H0ZM2 214H3V213H2ZM106 214H107V213H106ZM112 214H113V213H112ZM114 214H115V213H114ZM138 214H139V216L141 215V213L138 212L137 215L134 214V216L136 217V216H138ZM142 214H143V212H142ZM146 214H147V213H146ZM146 214H144V216H145ZM153 214H154V212H153ZM107 215H110V213L107 214ZM131 215L133 216L132 213H131ZM150 215H152V214H150ZM150 215H149V216H150ZM1 216L5 217V216H7V215L5 214V216H4V214H3V215H1ZM47 216H48V215H47ZM120 216H121V215H120ZM128 216H130V213L128 214ZM147 216H148V215H146V217H147ZM7 217H8V216H7ZM7 217H5V218L7 219ZM9 217H10V216H9ZM11 217H13V216L11 215ZM11 217H10V218H11ZM112 217H113V216H112ZM115 217H116V215H115ZM140 217H141V216H140ZM146 217H145V218H146ZM32 218H33V217H32ZM42 218L44 219V217H42ZM123 218H124V216H123ZM128 218H129V217H128ZM50 219H51V216H50ZM111 219H112V218H111ZM147 219H149V218H147ZM30 220H31V219H30ZM30 220H29V221H30ZM35 220H36V219H35ZM123 220H124V219H123ZM126 220H127V214H126ZM132 220H133V218H132ZM132 220H131V221H132ZM137 220H138V219H137ZM137 220H136V221H137ZM111 221H112V220H111ZM121 221H122V218H121ZM128 221H129V220H128ZM140 221H142V220H140ZM124 222H127V221H123V224H124ZM129 222H130V221H129ZM134 222H135V221H134ZM137 222H138V221H137ZM115 223H116V222H115ZM121 223H122V222H120V225L123 226V224H121ZM113 224H114V223H113ZM129 224H131V223H129ZM129 224H128V225H129ZM134 225H135V223H134ZM125 226H127V223L125 224ZM130 226H132V225H130ZM136 226H137V225H136ZM141 226H142V225H141ZM143 226H144V225H143ZM116 227H117V226H116ZM120 228H121V227H120ZM134 228H135V227H133V229H134ZM124 229H127V230H128V228H124ZM0 230L2 231L1 228H0ZM7 231H8V232H6V230H5V232H6L7 235L9 236V238L12 237V236H13V233L10 234V233H9L10 231H9V230H7ZM121 231H122V230H121ZM12 232H13V230H12ZM18 232H21V231L18 230ZM114 232H115V231H114ZM125 232H126V231H124V233H125ZM129 232H130V230H128V232H126V233H129ZM3 233H4V231H3ZM3 233H2V234H3ZM6 233H5V234H6ZM16 233H17V231H16ZM115 233H116V232H115ZM154 233H155V232H154ZM17 234H19V233H17ZM0 235H1V234H0ZM7 235H5V236L8 237ZM14 235H15V234H14ZM20 235H21V234H20ZM120 236H121V235H120ZM125 236H126V239H127V235H125ZM14 237H15V236H14ZM39 237H40V236H39ZM131 237H132V236H131ZM40 238H41V237H40ZM116 238H117V237H116ZM121 238H122V237H121ZM132 238H133V237H132ZM132 238H131L130 240H133V239H134V238H133V239H132ZM10 239H11V238H10ZM10 239H9V240H10ZM41 239H42V238H41ZM137 239H138V238H137ZM111 240H112V239H111ZM117 240L119 241L118 238H117ZM121 240H122V239H121ZM123 240H124V239H123ZM130 240H129V241H130ZM1 241H2V240H1ZM1 241H0V244H1ZM40 241H41V240L37 241V244H38V242H40ZM88 241H89V240H88ZM88 241H87V242H88ZM133 241H135V240H133ZM19 242H20V241H19ZM43 242H44V241H43ZM97 242H98V241H97ZM112 242H113V241H112ZM20 243H21V242H20ZM101 243H102V242H101ZM103 243H104V242H103ZM132 243H133V242H132ZM136 243H137V241L135 242V245H137ZM14 244H15V243H14ZM18 244H19V243H18ZM37 244H36V245H37ZM128 244H129V242H128ZM1 245H2V244H1ZM1 245H0V246H1ZM5 245L8 246V247H14V248H16V247L13 246V245H12V246H9V245H7V244H5ZM38 245H39V244H38ZM42 245H43V243H42ZM83 245H84V244H83ZM125 245L127 246V244H125ZM129 245H130V244H129ZM135 245H134V246H135ZM37 247H38V246H37ZM39 247H42L41 244H40ZM39 247H38V248H39ZM129 247H130V246H129ZM133 248H134V247H133ZM11 249H12V248H11ZM11 249H10V250H11ZM16 249H17V248H16ZM19 249H21V248H19ZM134 250H135V249H134ZM6 251H7V250H6ZM11 251H12V250H11ZM33 251H34V250H33ZM33 251H32V252H33ZM78 251H79V250H78ZM12 252H13V251H12ZM14 252H15V251H14ZM43 252H44V251H43ZM259 252H260V250H259ZM0 253H1V252H0ZM35 253H36V252H35ZM1 254H2V253H1ZM263 254H264V253H263ZM36 255H37V254H36ZM77 255H78V252H77ZM151 255L153 256V254H151ZM2 256H3V255H2ZM2 256H1L0 258H2ZM74 257H75V254H74ZM78 257H79V256H78ZM233 258H234V257H233ZM76 259H77V258H76ZM43 260H44V259H43ZM71 260H72V259H71ZM95 260H96V259H95ZM68 261H70V260H68ZM73 261H74V260H73ZM228 261H229V260H228ZM232 261H233V260H232ZM110 262H111V261H110ZM115 262H116V261H115ZM233 262H234V261H233ZM6 263H7V262H6ZM67 264H68V262H67ZM233 264H234V263H233Z\"/></svg>","mask_w":264,"mask_h":264}]
</instances>
